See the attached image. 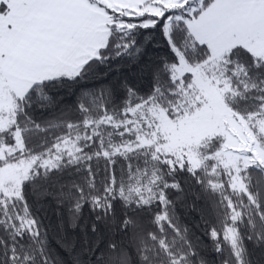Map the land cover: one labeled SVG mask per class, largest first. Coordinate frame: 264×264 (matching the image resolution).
I'll return each mask as SVG.
<instances>
[{"label": "snow or ice", "instance_id": "1", "mask_svg": "<svg viewBox=\"0 0 264 264\" xmlns=\"http://www.w3.org/2000/svg\"><path fill=\"white\" fill-rule=\"evenodd\" d=\"M0 264H264V0H0Z\"/></svg>", "mask_w": 264, "mask_h": 264}]
</instances>
